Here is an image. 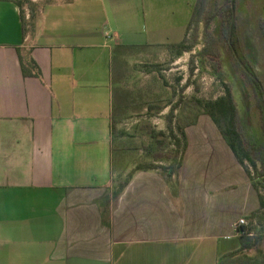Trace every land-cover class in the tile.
<instances>
[{
    "label": "crops",
    "instance_id": "1",
    "mask_svg": "<svg viewBox=\"0 0 264 264\" xmlns=\"http://www.w3.org/2000/svg\"><path fill=\"white\" fill-rule=\"evenodd\" d=\"M195 4L51 2L24 39L0 1V264H218L240 249L259 194L209 116L186 129L177 175L140 171L113 193L115 49L182 42Z\"/></svg>",
    "mask_w": 264,
    "mask_h": 264
},
{
    "label": "rangeland",
    "instance_id": "2",
    "mask_svg": "<svg viewBox=\"0 0 264 264\" xmlns=\"http://www.w3.org/2000/svg\"><path fill=\"white\" fill-rule=\"evenodd\" d=\"M59 1L61 0H32L38 14L44 5ZM225 3L226 0H212L210 4L209 15L213 18L210 29L219 37L222 34L215 14ZM233 9L238 51L262 81L264 91V0H236ZM25 12L28 19L27 6ZM201 39L192 54H198L203 49ZM221 45H224L223 42ZM190 56L187 53L177 58L163 46L124 49L121 54H117L115 70L119 78L113 84V94L115 117L121 136L113 141V158L119 168L113 181L115 196L130 173L138 165L153 161L154 153L159 150L157 142L147 134L144 126H151L156 132L165 131L164 117L180 97L187 101L216 100L225 95V85L228 84L249 138L255 143L264 144L261 115L252 90L234 69L225 49L218 60L217 69L212 64V58L199 56L193 63L194 72H191ZM186 84L187 88L182 91ZM199 113L192 106L178 107L173 122L176 134L181 136V128L193 122ZM158 138L162 139L163 136ZM165 148L168 152L175 149L172 143ZM162 164L169 163L162 161ZM245 167L249 169L251 180L258 185L259 194L264 199L262 178L249 163ZM255 222L257 223V219ZM259 250L250 252V255L261 261L264 259V241Z\"/></svg>",
    "mask_w": 264,
    "mask_h": 264
},
{
    "label": "trees",
    "instance_id": "3",
    "mask_svg": "<svg viewBox=\"0 0 264 264\" xmlns=\"http://www.w3.org/2000/svg\"><path fill=\"white\" fill-rule=\"evenodd\" d=\"M0 1H10L19 7L22 20L23 38L25 39L29 27H34L38 16H40V13L38 14L36 11L34 3L32 0ZM211 2L212 0H196L193 16L190 24L188 25L186 36L183 41L175 44H166L163 45V47L177 58L190 53L191 72H194L193 63L199 56L212 58V64L214 68L217 69L219 66L218 60L222 57L223 49H225V52L228 55L234 69L243 77L247 87L252 90L257 108L260 111V125L264 136L263 83L250 65L243 60L237 48L235 31L236 18L233 13V3H236V0H226L225 5L220 7L215 14V18H217L220 26V33L222 34L221 37L210 29V23L211 20H213V18L209 15ZM25 6H27L29 10L28 19H26ZM200 39L204 44L203 49L198 54H192L194 49L199 45ZM221 42H223V46L221 45ZM130 48L139 47L119 46L115 49L114 68L118 63L117 54H121V51ZM17 52L23 76L25 78H36L38 80H42L43 76L41 69L32 58L31 51L23 50V48L18 47ZM118 78V72L115 70L113 84L116 83ZM186 88L187 84L183 87L182 91ZM181 105L185 107L192 106L199 110L200 113L193 122L188 123L184 126V128H181V136H178L175 132L173 122L175 118V111ZM115 108V102L113 101V111L111 116V136L113 141L116 140L117 137L121 136L118 121L115 117ZM202 115L209 116L212 119L221 135L225 138L227 144L234 152L239 163L245 168L253 187L259 194V187L257 184L252 182L250 171L245 167V164L249 163L250 166L257 171L259 177L262 178L264 183V144L255 143L249 138L231 87L226 84L225 95L216 100L205 101L197 99L187 101L180 97L177 103L171 106L169 113L164 117L166 122L165 131L156 132V130L151 126H144V130L147 134L157 142L159 150L154 153L153 161L138 165L130 173L128 179L121 185L120 188H118L119 192L116 193V197L124 191L137 172L157 171L164 174L169 179H172L175 175H177L182 167L184 155L188 145L186 129L195 125L199 117ZM159 136H163V138L159 139ZM169 140L171 142H169ZM171 143L175 149L168 152L165 147L171 145ZM162 161L168 162L169 164H162ZM116 168L115 164V169ZM259 202V209L247 218V225L240 229L238 237L240 249L221 257L218 264H264V259L259 261L250 255V252H259L260 246L264 241V199L260 196V194ZM256 219L257 223L255 222Z\"/></svg>",
    "mask_w": 264,
    "mask_h": 264
},
{
    "label": "built area",
    "instance_id": "4",
    "mask_svg": "<svg viewBox=\"0 0 264 264\" xmlns=\"http://www.w3.org/2000/svg\"><path fill=\"white\" fill-rule=\"evenodd\" d=\"M247 225L246 219L245 218H241L236 224H235V229L237 231V233L239 234L240 229Z\"/></svg>",
    "mask_w": 264,
    "mask_h": 264
},
{
    "label": "water",
    "instance_id": "5",
    "mask_svg": "<svg viewBox=\"0 0 264 264\" xmlns=\"http://www.w3.org/2000/svg\"><path fill=\"white\" fill-rule=\"evenodd\" d=\"M233 13H234V9H233ZM262 92H263V98H264V91L262 90Z\"/></svg>",
    "mask_w": 264,
    "mask_h": 264
}]
</instances>
